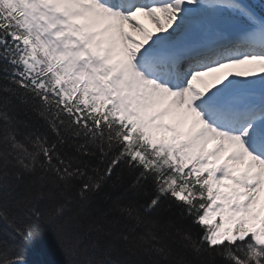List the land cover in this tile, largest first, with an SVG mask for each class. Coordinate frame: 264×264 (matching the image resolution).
<instances>
[{"label": "snow or ice", "instance_id": "6c2138e0", "mask_svg": "<svg viewBox=\"0 0 264 264\" xmlns=\"http://www.w3.org/2000/svg\"><path fill=\"white\" fill-rule=\"evenodd\" d=\"M51 256L264 264V0H0V264Z\"/></svg>", "mask_w": 264, "mask_h": 264}, {"label": "trees", "instance_id": "16d2710c", "mask_svg": "<svg viewBox=\"0 0 264 264\" xmlns=\"http://www.w3.org/2000/svg\"><path fill=\"white\" fill-rule=\"evenodd\" d=\"M48 264H58V258L55 256H51L48 258Z\"/></svg>", "mask_w": 264, "mask_h": 264}, {"label": "rangeland", "instance_id": "374dc122", "mask_svg": "<svg viewBox=\"0 0 264 264\" xmlns=\"http://www.w3.org/2000/svg\"><path fill=\"white\" fill-rule=\"evenodd\" d=\"M144 22H145L146 26H148V27H150V28L152 27V25L150 24V22H148V21H146V20H145Z\"/></svg>", "mask_w": 264, "mask_h": 264}]
</instances>
